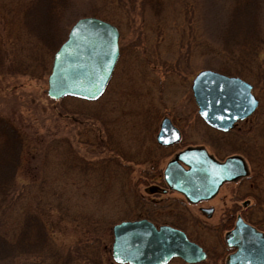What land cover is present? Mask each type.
Listing matches in <instances>:
<instances>
[{
    "label": "rangeland",
    "instance_id": "obj_1",
    "mask_svg": "<svg viewBox=\"0 0 264 264\" xmlns=\"http://www.w3.org/2000/svg\"><path fill=\"white\" fill-rule=\"evenodd\" d=\"M32 1L0 0L5 60L0 118L23 138L16 190L0 198V235L15 243L16 254L0 264H116L112 226L146 213L157 224L180 225L200 243L208 252L200 264H223L224 223L231 217L234 222L236 214L229 216L234 209L264 226V46L251 59L240 49H226L224 38L233 6L249 0H67L58 17L63 41L84 16L112 22L121 32L116 72L96 101L49 97L48 75L60 45L45 46L25 29L23 13ZM258 17L264 35V0ZM203 69L240 73L260 101L228 136L198 114L191 88ZM71 114L84 121L76 123ZM165 116L182 139L162 149L156 136ZM187 146H202L223 158L241 154L250 176L225 183L214 198L198 204L172 190L149 192L152 184H160L159 171ZM236 146L246 150H233ZM110 157L118 159L116 166ZM106 162L110 165L101 169ZM200 207L214 211L208 216ZM30 214L43 221L45 240L34 231L22 240ZM46 242L48 251L42 253ZM168 264L187 263L175 258Z\"/></svg>",
    "mask_w": 264,
    "mask_h": 264
},
{
    "label": "water",
    "instance_id": "obj_2",
    "mask_svg": "<svg viewBox=\"0 0 264 264\" xmlns=\"http://www.w3.org/2000/svg\"><path fill=\"white\" fill-rule=\"evenodd\" d=\"M119 35L115 25L100 18L78 19L54 54L48 95L53 99L69 95L88 100L99 98L119 58ZM192 91L200 116L222 131L230 130L238 120L253 114L259 105L249 82L211 69L195 76ZM180 139V131L169 118H164L157 141L171 145ZM247 173V164L239 155L218 161L203 147H188L169 161L164 178L170 189L195 203L212 198L224 182ZM206 210L212 212L211 208ZM113 235L112 256L118 263L166 264L173 257L196 263L207 257L203 248L183 230L170 225L156 227L146 218L115 224ZM225 241L237 247L228 256L227 264H264V233L241 216L234 229L226 233Z\"/></svg>",
    "mask_w": 264,
    "mask_h": 264
},
{
    "label": "trees",
    "instance_id": "obj_3",
    "mask_svg": "<svg viewBox=\"0 0 264 264\" xmlns=\"http://www.w3.org/2000/svg\"><path fill=\"white\" fill-rule=\"evenodd\" d=\"M149 2L150 1H148V3ZM66 4L67 0L32 1L23 13L22 21L25 29L30 33L31 36H34L43 45L51 48H57L63 41L62 37H60L58 29L60 28L58 17L60 18V13ZM259 10L260 0H249L247 3L241 1L233 6L228 18L229 21L226 25L224 36L226 40L225 42H228V47H230L226 49H228L230 52L233 51V48L240 49L242 56H248L251 59L258 55L259 50L264 46V35H262L260 31L261 26L258 17ZM4 68V52L2 51V45L0 43V71H2ZM222 72L227 74H240L237 72H232L231 70H223ZM70 117H74L73 119L76 121V123L84 121L75 117L73 114H71ZM0 124L2 125L1 131L5 135L2 137L3 141L0 140V198H3L5 196H9L16 190L14 178L22 161L20 156L21 151L23 150V138L22 136H19V131L15 125L10 124V122H5L1 118ZM217 132L228 136L234 131L229 133H222L219 131ZM98 136H100V132ZM232 149L238 151L246 150L243 147L240 148V146H236ZM243 153L248 158H250V162H253V160H251L250 152L245 151ZM110 161H112L111 164L116 166L118 159L115 157H110L109 162ZM109 165L110 164L106 162L105 164L101 165V169L106 168ZM145 216L150 219L152 218V215L149 213H146ZM232 220L233 218L230 219V223H232ZM24 228L25 232L22 240L26 239L28 233H31L32 231L38 233L45 240L47 231L45 230L43 221L37 214H30L28 216L27 223ZM6 241L7 240L0 235V259H7L8 257L15 256L16 254L17 246L15 243H8ZM44 245L46 248L45 250L44 248H41L42 253L47 252L48 250L46 249L49 248L47 242ZM27 248L30 250H36V248H33L32 246ZM98 258L100 259L99 255Z\"/></svg>",
    "mask_w": 264,
    "mask_h": 264
},
{
    "label": "flooded vegetation",
    "instance_id": "obj_4",
    "mask_svg": "<svg viewBox=\"0 0 264 264\" xmlns=\"http://www.w3.org/2000/svg\"><path fill=\"white\" fill-rule=\"evenodd\" d=\"M122 51V50H121ZM172 121V120H171ZM172 123L173 124H175L173 121H172ZM178 144V143H177ZM177 144H173V145H169V146H162V145H160V144H158L159 145V147L160 148H162V149H167V148H171V147H173V146H175V145H177ZM181 150V149H180ZM176 154V153H175ZM174 154V155H175ZM216 158H218V159H222V158H219L218 156H216ZM167 164V163H166ZM166 166V165H165ZM165 166H164V168H165ZM164 168H163V170H164ZM163 170H160L159 172L161 173H159L161 176H159L160 178H161V181H160V184H152L149 188H148V190H150L151 192H161V193H167L169 190H168V188L166 187V182H165V180H164V176H163ZM209 200H211V199H209ZM205 201H208V200H200L199 202H197L196 204H198V203H200V202H205ZM246 203V202H245ZM243 204V206H244V208H248V206H250V204L249 203H247V204ZM206 208H208V207H200V209H201V211H203V212H207V210H206ZM209 208H211L212 209V212L210 213L211 215H212V213H213V211H214V208L213 207H209ZM242 213H244V212H241V213H238L239 215L241 214L242 215ZM235 214H236V216L238 215L237 213H236V210L234 209L233 211H232V213L229 215V216H235ZM232 218V217H231ZM155 222H156V220H154ZM253 222V221H252ZM156 224H157V222H156ZM159 224H157V226H158ZM224 227H227L225 230L226 231H228V230H230L232 227H233V225H234V223L232 224V225H230V223L229 224H225L224 223ZM227 225V226H226ZM252 225L255 227V228H257L258 230H260V231H262V232H264V226L263 225H261V224H258V223H252ZM225 231V232H226ZM226 245V244H225ZM227 251V252H226ZM235 251H237V248L236 247H229V246H227L226 245V249L222 252V254H221V256L220 257H222L223 258V260H222V262H223V264H226V260H227V257H228V255L229 254H231L232 252H235Z\"/></svg>",
    "mask_w": 264,
    "mask_h": 264
}]
</instances>
